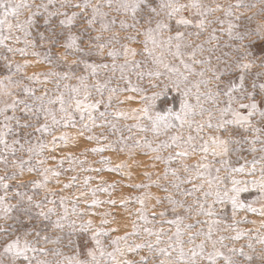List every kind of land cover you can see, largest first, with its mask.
<instances>
[{"label":"snow or ice","instance_id":"snow-or-ice-1","mask_svg":"<svg viewBox=\"0 0 264 264\" xmlns=\"http://www.w3.org/2000/svg\"><path fill=\"white\" fill-rule=\"evenodd\" d=\"M242 6L248 7L243 0L226 5L215 0H0V48L49 65L47 71L13 79L32 62L14 63L0 53L9 73L0 78V264H252L254 259L264 264V251L253 256L245 252V246L235 245L247 237L246 247L255 252L249 232L238 228L241 223L255 221L246 217L238 220V211L264 217V56L258 62L250 49L253 35L264 38V25L252 30L241 23L243 14L234 9ZM217 12L223 16L215 15ZM37 18H42L45 30L37 31L34 37ZM121 32L125 33L123 38ZM122 39L140 43L141 51ZM19 44L23 47L14 46ZM53 48L63 52L54 55ZM105 54L111 64L87 59ZM137 55L144 59L136 60ZM100 69H110L112 76L89 83L90 78L99 77ZM117 71L120 75L113 87ZM130 72L138 81L147 77L150 87L159 91L147 95L139 82L131 80ZM121 81L126 87H120ZM48 84L53 88L46 87ZM33 85L42 87L40 95ZM169 90L180 94L179 109L157 110V99ZM125 92L139 94L142 107L108 111L113 100L117 106L124 103L119 97ZM93 93L100 98L93 99ZM101 105L105 111L97 116ZM77 116V136L67 131L56 135L61 128H76ZM98 119L102 123L97 124ZM120 119L134 121L123 128L137 129L144 135L137 139L121 134L107 144L102 143L108 140L103 133L87 136L98 145L88 151L100 154L97 163L104 167L84 168L86 161L72 153L60 158L56 168L46 166L49 159H56L45 156L46 150L67 146L94 127L122 133ZM20 130H25L23 135ZM108 150L127 151L129 157L140 150L150 157L152 168L156 162L164 165L162 173L144 172L146 182L126 185L145 191L120 201L124 207L129 202L139 205L132 231L124 235H113L119 229L109 226L115 220L111 212L91 213L101 216L99 223L85 219L88 213L80 208L79 197L61 195L49 187L53 181L61 184L65 171L76 170L64 169L65 160L78 164L81 171L125 175L127 162L113 165L103 155ZM245 151L250 160L242 155ZM193 156L198 160L187 163ZM241 160L244 163H239ZM174 163L178 167H173ZM25 174L36 179L26 181ZM77 179L72 176L61 191L72 188ZM92 179L85 177L83 185L87 188ZM189 184L191 188L185 187ZM116 187V182H102L80 196H92L90 202L84 200L89 208L114 206L116 200L96 197L98 193L110 196ZM152 187L166 195H153L148 191ZM250 189L257 195L241 200V193ZM187 197L193 198L191 203ZM149 200L155 204L149 206ZM165 203L168 208L159 212L161 219L157 221L154 209ZM228 205L231 223L217 209ZM169 211L171 218H167ZM201 216L205 219H198ZM157 223L170 227H155ZM229 230L235 235L224 234ZM132 237L140 242H130ZM255 240L264 245V235ZM142 251L146 254L140 255ZM129 255L139 258L128 259Z\"/></svg>","mask_w":264,"mask_h":264},{"label":"rangeland","instance_id":"rangeland-1","mask_svg":"<svg viewBox=\"0 0 264 264\" xmlns=\"http://www.w3.org/2000/svg\"><path fill=\"white\" fill-rule=\"evenodd\" d=\"M37 2H39V0H37ZM206 2L212 3L213 0H206ZM216 3H220L223 5H226L228 3H232V4H236L237 0H215ZM243 3L245 5H248V7H240L239 9H234V11L238 12V13H242V20L240 21L243 24H246L250 29L255 30L257 28L258 25H264V3H261V0H243ZM252 5H255L254 7H252ZM214 6V5H213ZM215 15L217 16H223L222 12H217L215 13ZM248 17H252L253 19L251 21L248 20ZM53 23H55V20H53ZM214 27H217L219 29V25H214ZM45 30V26L43 25V21L42 18H37V23H36V27L33 29V36H36V32L37 31H44ZM194 31V29H193ZM223 39H226V35L223 33H219ZM94 35V33H93ZM121 38H123V36L125 35V33L121 32L120 33ZM139 40H142V37H138ZM195 39V38H193ZM201 39H204V37L202 36ZM123 43H128L129 47L131 48H135L137 50V52L139 53L142 49V45L140 43H130L126 40L122 39ZM247 42V41H246ZM8 43H12L11 41H8ZM37 43L39 44V40L37 38ZM14 46H18V47H23V44H19V45H14ZM250 49L253 52V55L255 58H257V61L259 62V58L264 56V38H261L259 36L253 35L251 37V45H250ZM39 50V49H38ZM224 51H229V49H225ZM53 54H57V53H61L63 52L62 48H53L52 49ZM0 53H3L5 55H8L9 60L13 61L14 63H23L25 59H28L29 61H31L32 63L30 64V66H28L25 70L24 73L18 74L16 76L13 77V79H21V77L26 74V75H32L33 73H37V72H41V71H47L49 69V65L46 63H36V58L35 57H22L19 54L13 56L10 53H7L3 48H0ZM220 53H216V55H219ZM205 55H209L208 53H205ZM72 57H69V60H71ZM89 60V62H95V63H108L111 64V59L105 54L104 57H96V56H90L87 58ZM136 60H143L144 57L141 55H137L135 57ZM213 59V63L215 64V55H213L212 57ZM120 62H123V60L121 59ZM4 62L0 61V78H2L5 75H8V71L7 69H5L3 67ZM199 68V66H197ZM142 70H146V69H142ZM259 69H253V71H257ZM81 72H83V68L81 67ZM130 78L134 83L139 82L141 84V86H143L146 89V94L147 95H151L153 91H159V89H152L149 85V81L147 79V77H145V79L143 81H138L137 77L134 73L130 72ZM119 71H117L115 73V77L112 80V85L113 87L116 86L117 81L119 79ZM210 75V73H209ZM112 76V72L110 69H100V75L99 77L96 78H90L89 83H93L95 81V79H100L101 81H103L104 79H106L107 77ZM192 80L197 79L196 77H192ZM224 80H227L228 77H224ZM161 80H164V77H161ZM154 83H159L160 81H153ZM24 83H29L27 80H24ZM72 83H75V81H72ZM34 87H36L38 89L37 91V95H40L42 92V87L40 85H33ZM46 87L48 88H53L52 84H48L46 85ZM120 87H126V82L121 81L120 82ZM128 96H133L134 99L132 100H127L126 97ZM100 97L98 95H96L95 93H93V99H99ZM105 99L107 98V93H105ZM119 99L121 101H124V103L119 104L117 106V102L115 100H113V104H112V108H110L108 111H114L117 109V107H119V109L121 110H131L133 108H140L142 107V104L140 102V96L139 94L136 93H129V92H125L123 94L120 95ZM180 94L176 93L175 91H171L169 90L166 94L161 95L157 101H156V108L159 111H166L168 108H173V110H178L179 109V104H180ZM193 103H195V100L193 99L192 101ZM105 111V108L103 105H101L99 111L96 113L97 116H99V112H103ZM22 115V114H20ZM77 119V127L76 128H61L59 131H57L56 135L59 136L61 132L63 131H67L68 133H70V135L72 136H77L79 129H80V124H79V117H76ZM111 119V118H109ZM197 119H199V117H197ZM102 123L101 120H97V124ZM134 123V121L132 120H123L120 119L119 120V125L122 128V133H113L108 127H94L93 131L91 133L85 132V135L83 137H78L77 140L70 142L67 146H64L63 144H60L55 151H45V156L48 157H56L55 160L49 159L46 166L50 167V168H56L58 161L60 158L66 156L67 153H72L73 156L77 157L79 160H84L86 161V163L84 164V168H88L89 166H91L92 168H102L104 167L103 165L97 163V161H99L100 159V154H93L90 151H88L89 149L98 146L96 141H89L88 139H86L87 136L89 135H97L100 136L101 133H103V135L108 137L107 141H102L103 144H107L109 141H116L119 136L122 134L124 137H128V136H133L137 139H139L141 136H143V133H140L139 130L137 129H132L131 131H128L127 129L123 128V125L125 124H132ZM21 131V135H23V132L25 130H20ZM195 134V133H193ZM148 138L149 139H153V136L151 133H148ZM165 137H160L159 139H164ZM47 140H51V137H46ZM129 143H132V141H129ZM119 146H117L118 149ZM167 153H165L166 155ZM104 156L109 157L112 161V164H118L121 163L122 161L127 162V164L129 165L128 168L124 169L123 171L126 173L125 175H119L117 173L114 172H109V171H101V172H85V171H81L80 166L78 164L76 165H70L69 162L67 160H65L64 163V169H69L70 167H75V171H65L61 177V184H56L54 181L51 182L49 184V187L52 188L54 191H56L58 194L61 195H66V196H75V197H79V203H80V208L85 210L86 213H88V215L85 216V219H92L94 220L96 223H99L101 216L100 215H91V213L95 212L97 214L99 213H104V212H111L114 216H115V220L113 222V224L109 225L110 227H116L119 229L118 232L113 233V235H124L126 232H131L132 231V221L136 219V215H135V210L136 208L139 207L138 204L134 203V202H129L127 204V207H124L120 204V201L122 199H124L125 197H131V196H138L141 195V193L145 190L140 189L137 190L133 187H127L126 185H132V184H138V183H143L146 182V177L144 176V172H153V173H162L164 170V165L162 163L156 162V167L152 168L151 164L152 161L150 159L149 156L144 155V153L140 150H137L135 152V154L132 157H129L127 151L125 152H120L119 150L116 151H112V150H108L105 151L103 153ZM242 155L246 156L249 160L251 159V155L248 152H243ZM198 156H193L191 159H189L187 161V163H194L198 160ZM209 159L211 160L212 157L209 156ZM218 161V158H217ZM233 163L235 164V157H233ZM239 163H244L243 160L239 161ZM218 166V165H217ZM238 166V164H237ZM2 167V166H0ZM173 167H178L177 164H173ZM127 173H130V177L129 175H127ZM183 175V173H181ZM258 174V172H257ZM221 175H223V173H221ZM72 176H77L78 179L76 181V184L69 189H64L63 191H61L62 187H63V183H68L70 178ZM87 176H92L94 177V179H92L89 182V185L87 186V188H95L100 186V184L102 182H106V183H113L116 182L117 183V187L116 189L112 190L111 195L109 196L107 193H98L97 194V199L104 201V200H109V199H114L117 201L116 205H109V204H101L99 206L96 207H92L89 208L87 207V205H85L84 200H88L89 202L92 200V196L90 194L85 195V196H80L81 192H86L87 188L83 185V181L84 178ZM153 180L156 179V176L153 175ZM248 179H251V177H247ZM24 180L28 181V180H34L36 179V177L34 175L31 174H25V176L23 177ZM161 183H166L165 181H161ZM185 187L187 188H191L192 185H185ZM148 191H150L151 193H153V195L156 196H165L166 194L164 192H162L160 189H157L155 187H152L151 189H149ZM197 195H199V193H197ZM257 195V193L253 190H249V192H245V193H241V200L243 201H249L251 199H253L255 196ZM179 198V197H178ZM187 202L191 203L192 202V197H187ZM149 206L154 205L155 204V200H149L148 201ZM256 207H260L259 205H255ZM168 208V205L165 203L163 205H158L155 207L154 211L156 212V220L159 221L161 218L159 217V212L162 210H165ZM218 212L219 211H223L224 214V218L226 219V221L228 223H231V206L228 205L225 208H223L222 210L220 209L219 206H217ZM182 211V210H181ZM151 216V213H150ZM172 214L169 211V215L167 218H171ZM242 217H246L248 221H255V223H241L238 225V228L243 229L247 232H249V234L251 235L252 239V243L254 245L255 248V252L253 253L251 250H249L246 245L249 243V239L247 237L242 238L240 241L235 242L236 247H241V246H245L244 250L245 252H248L250 254H252L253 256L260 254L262 251H264V245H260L259 243L256 242L255 237L257 235H264V228L261 227V222L264 221V217L259 216L258 214H254L251 212H246V211H238L237 213V219H241ZM112 217H109V219H111ZM198 219L204 220L205 217H198ZM188 223H192V220H188ZM142 225V222H140ZM151 226V225H150ZM155 227H164L166 230L170 227L167 224H161V223H157L155 225ZM221 227H223V225H221ZM206 228V226H205ZM225 235H235V232L229 230L228 232L224 233ZM131 240H135V242L139 243L140 242V238L138 237H132L130 238V242ZM226 243H229L231 245V241H226ZM146 254L144 251L140 252V255H144ZM139 256L137 255H129L128 259H138ZM242 259V258H241ZM252 264H260V262L258 260H253Z\"/></svg>","mask_w":264,"mask_h":264}]
</instances>
